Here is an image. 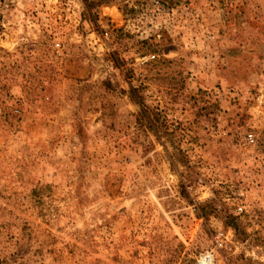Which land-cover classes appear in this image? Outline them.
Here are the masks:
<instances>
[{"label": "rangeland", "instance_id": "374dc122", "mask_svg": "<svg viewBox=\"0 0 264 264\" xmlns=\"http://www.w3.org/2000/svg\"><path fill=\"white\" fill-rule=\"evenodd\" d=\"M203 255L264 264V0H0V264Z\"/></svg>", "mask_w": 264, "mask_h": 264}, {"label": "trees", "instance_id": "16d2710c", "mask_svg": "<svg viewBox=\"0 0 264 264\" xmlns=\"http://www.w3.org/2000/svg\"><path fill=\"white\" fill-rule=\"evenodd\" d=\"M144 111H142L141 112V115L143 116V118H144V121L146 122V125H147V127L149 126V124H148V122H149V120H147V117H146V115H144Z\"/></svg>", "mask_w": 264, "mask_h": 264}, {"label": "bare ground", "instance_id": "6f19581e", "mask_svg": "<svg viewBox=\"0 0 264 264\" xmlns=\"http://www.w3.org/2000/svg\"><path fill=\"white\" fill-rule=\"evenodd\" d=\"M206 257L209 258V260H210V257L208 255H203V256L200 257V260H199L198 264H200L202 258H206ZM203 264H205V263H203Z\"/></svg>", "mask_w": 264, "mask_h": 264}, {"label": "built area", "instance_id": "2783aa9c", "mask_svg": "<svg viewBox=\"0 0 264 264\" xmlns=\"http://www.w3.org/2000/svg\"><path fill=\"white\" fill-rule=\"evenodd\" d=\"M247 138H248V140H249V141H251V140H252V138H251V135H250V134L247 136ZM197 264H198V263H197Z\"/></svg>", "mask_w": 264, "mask_h": 264}]
</instances>
